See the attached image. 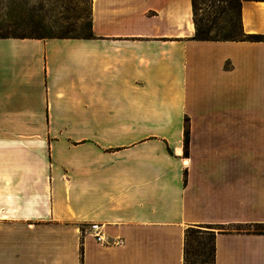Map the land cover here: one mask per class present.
Returning a JSON list of instances; mask_svg holds the SVG:
<instances>
[{
    "label": "crops",
    "instance_id": "obj_1",
    "mask_svg": "<svg viewBox=\"0 0 264 264\" xmlns=\"http://www.w3.org/2000/svg\"><path fill=\"white\" fill-rule=\"evenodd\" d=\"M264 34V0H243ZM91 36H0V264H264V40L193 0H92ZM190 142L185 154V120ZM92 224L105 240L98 242Z\"/></svg>",
    "mask_w": 264,
    "mask_h": 264
},
{
    "label": "rangeland",
    "instance_id": "obj_2",
    "mask_svg": "<svg viewBox=\"0 0 264 264\" xmlns=\"http://www.w3.org/2000/svg\"><path fill=\"white\" fill-rule=\"evenodd\" d=\"M22 25L27 33L53 35L84 34L91 24L92 0H20ZM225 7V10L223 8ZM8 0H0V21L7 17ZM230 12L226 1H198V14L212 25V32L226 31ZM43 24L39 26V19ZM34 19V20H32ZM210 231L209 226L196 228ZM188 264H213V238L192 233L186 241Z\"/></svg>",
    "mask_w": 264,
    "mask_h": 264
},
{
    "label": "trees",
    "instance_id": "obj_3",
    "mask_svg": "<svg viewBox=\"0 0 264 264\" xmlns=\"http://www.w3.org/2000/svg\"><path fill=\"white\" fill-rule=\"evenodd\" d=\"M198 1L206 0H193L194 9V22L196 26V39H212V40H227V39H250V40H264V34L257 33H247L243 28L241 21V5L243 0H207V1H226L227 7L230 12L235 11V13L229 16V27L226 31L218 29L212 32V25L204 21L203 17H199L198 14ZM8 13L7 17L0 21V36H17V37H81V36H91V24L87 33L84 34H64V35H53L44 33H27V28L22 25L23 17L21 15V2L20 0H8ZM225 10V7L223 8ZM34 20V19H32ZM39 26L43 24V19H39ZM190 142V130H189V118L185 120V139H184V149L185 154H188ZM226 231L236 230V231H247L255 233H264V224H246V225H233L228 227H222ZM192 233L206 234L213 238V264H214V232L211 231H200L196 228H189L186 231L185 238V264L187 263V249L186 241Z\"/></svg>",
    "mask_w": 264,
    "mask_h": 264
},
{
    "label": "built area",
    "instance_id": "obj_4",
    "mask_svg": "<svg viewBox=\"0 0 264 264\" xmlns=\"http://www.w3.org/2000/svg\"><path fill=\"white\" fill-rule=\"evenodd\" d=\"M91 228L95 230V237L98 242H102L105 240L103 233L101 232V226L99 224H92Z\"/></svg>",
    "mask_w": 264,
    "mask_h": 264
}]
</instances>
